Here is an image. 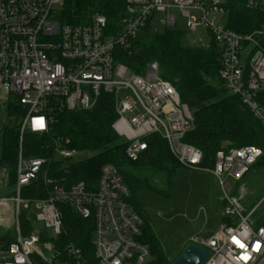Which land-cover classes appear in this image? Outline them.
<instances>
[{
	"label": "built area",
	"instance_id": "1",
	"mask_svg": "<svg viewBox=\"0 0 264 264\" xmlns=\"http://www.w3.org/2000/svg\"><path fill=\"white\" fill-rule=\"evenodd\" d=\"M65 1L0 0V103L6 110L13 103L25 110L19 126L16 193L11 199L15 239L0 243V264H149L143 220L130 204L129 189L114 165L101 166L94 186L77 181L65 188L49 176L48 168L55 157L67 161L77 154L66 147L68 140L54 139L52 157L22 156L24 133L47 134L54 113L89 110L102 94L113 96L117 117L112 127L126 143L130 161L146 150V138L157 134L182 167L216 178L224 221L208 237L190 239V244L209 251L204 264H264V226H254L252 212L244 213L241 195L232 194L228 185L242 179L261 157V149L247 145L219 150L213 167H202L200 150L182 141L191 129L185 104L174 86L160 77L158 64L149 62L137 73L123 61L136 52V39L155 14H163V25L175 27L176 10L185 20L186 33L201 34L203 40L196 46L216 44L223 85L264 127V103L258 100L264 93V49L255 38L264 34V26L248 34L228 28L231 0H106L117 4L113 26L93 6L77 21L64 19ZM236 1L264 17V0ZM36 179L46 186V197L21 198V188ZM57 204L92 220L95 263L73 241L57 239L62 231ZM22 212L33 225L29 235L20 230ZM42 231L47 239H42Z\"/></svg>",
	"mask_w": 264,
	"mask_h": 264
},
{
	"label": "trees",
	"instance_id": "2",
	"mask_svg": "<svg viewBox=\"0 0 264 264\" xmlns=\"http://www.w3.org/2000/svg\"><path fill=\"white\" fill-rule=\"evenodd\" d=\"M116 3L106 0H66L63 18L77 21L88 6L95 7L106 15L110 26L117 20ZM226 26L235 32L248 34L264 26V17L257 12L245 9L241 2L231 0ZM186 31L181 28H166L156 34L147 24L139 33L137 50L123 61L129 68L140 73L149 62L158 64L159 75L168 80L178 92L180 101L192 113L191 129L182 141L200 150L201 166L212 168L216 152L228 151L252 145L261 149V157L251 166L264 168V127L241 102L239 96L231 94L223 85L219 50L214 42L208 47L185 45ZM256 40L264 49V34L256 35ZM248 70V68H247ZM258 100L264 103V93ZM25 110L18 104H11L7 110L8 123L0 129V168L8 172L6 195L14 194L16 182V161L19 150L20 119ZM47 134L24 133L21 142L24 158H49L53 155V141L56 138L68 140L66 147L77 153L89 152L91 156L76 160L62 161L55 157L49 165L48 174L56 177L65 188L77 181L95 185L99 170L104 164L114 165L130 192L129 202L143 220L142 240L149 244L151 260L149 264H171L161 248L159 239L145 220L140 206L134 200L135 191L149 188L157 193L159 188L170 185L177 167L181 165L170 153L164 139L157 134L148 136V144L136 161H130L125 154L126 143L114 131L112 124L117 114L111 94H102L89 110H64L54 113ZM67 170V171H65ZM47 188L42 179H36L20 190L24 199H43ZM61 212L62 231L57 239L73 241L82 248L92 263L91 245L93 222L77 215L68 205L57 204ZM20 230L29 235L33 230L26 212L19 215ZM42 239L47 234L41 232ZM15 234L0 236V243H10ZM190 244V243H189Z\"/></svg>",
	"mask_w": 264,
	"mask_h": 264
},
{
	"label": "rangeland",
	"instance_id": "3",
	"mask_svg": "<svg viewBox=\"0 0 264 264\" xmlns=\"http://www.w3.org/2000/svg\"><path fill=\"white\" fill-rule=\"evenodd\" d=\"M59 9L61 10V6ZM172 12L175 15V27L163 25V14H155L149 24L151 31L161 34L166 28L185 30V20L180 17L178 11ZM201 40L203 39L200 33H185L183 43L196 46ZM6 109V104L0 103V129L8 123ZM89 156H91L89 152L77 153L73 159L81 160ZM154 183L156 187L158 185L163 189L161 193L142 188L135 191L134 200L140 206L145 220L155 232L161 248L169 259L179 256L189 238L195 236L206 238L221 225L223 210L220 202L221 190L212 174L181 166L175 169L168 188L162 187L156 181ZM7 184L8 172L0 168V236L15 234V211L11 201L16 193L15 185L14 194L9 196L6 195ZM228 185L232 189V194L241 195L240 202L244 213L252 212L251 220L254 226H264V168L250 167L241 180L229 181ZM240 186L242 191L239 189ZM48 234L50 235V231Z\"/></svg>",
	"mask_w": 264,
	"mask_h": 264
},
{
	"label": "water",
	"instance_id": "4",
	"mask_svg": "<svg viewBox=\"0 0 264 264\" xmlns=\"http://www.w3.org/2000/svg\"><path fill=\"white\" fill-rule=\"evenodd\" d=\"M185 109L188 113L189 119H192L190 108L185 105ZM209 255L210 253L206 248L195 244H188L171 264H204Z\"/></svg>",
	"mask_w": 264,
	"mask_h": 264
},
{
	"label": "crops",
	"instance_id": "5",
	"mask_svg": "<svg viewBox=\"0 0 264 264\" xmlns=\"http://www.w3.org/2000/svg\"><path fill=\"white\" fill-rule=\"evenodd\" d=\"M5 208H6V207H5ZM6 210L8 211L7 208H6ZM11 212H12V211H11ZM221 219H222V220H221V223H222V222L224 221V219H223V217H221ZM210 234H211V233H210ZM191 238H192V237H191ZM191 238H189L188 241L183 245V248L186 247V246L189 244Z\"/></svg>",
	"mask_w": 264,
	"mask_h": 264
},
{
	"label": "snow or ice",
	"instance_id": "6",
	"mask_svg": "<svg viewBox=\"0 0 264 264\" xmlns=\"http://www.w3.org/2000/svg\"><path fill=\"white\" fill-rule=\"evenodd\" d=\"M243 247V245H241Z\"/></svg>",
	"mask_w": 264,
	"mask_h": 264
}]
</instances>
